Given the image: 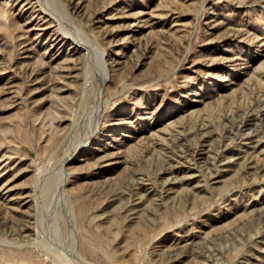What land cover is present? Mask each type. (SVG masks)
Segmentation results:
<instances>
[{"label": "rangeland", "instance_id": "rangeland-1", "mask_svg": "<svg viewBox=\"0 0 264 264\" xmlns=\"http://www.w3.org/2000/svg\"><path fill=\"white\" fill-rule=\"evenodd\" d=\"M75 252L264 264V0H0V264Z\"/></svg>", "mask_w": 264, "mask_h": 264}, {"label": "bare ground", "instance_id": "bare-ground-1", "mask_svg": "<svg viewBox=\"0 0 264 264\" xmlns=\"http://www.w3.org/2000/svg\"><path fill=\"white\" fill-rule=\"evenodd\" d=\"M78 45H79V43H78ZM82 45V47H83V49L86 51V54H91L92 55V53H94L95 52V50H94V48L91 46V45H89V44H87L85 41H81V44H80V46ZM104 82H105V76H104V78L100 81V83H99V87H98V90H97V95L98 96H101V92H102V85H104ZM97 119H96V123H97ZM95 131V128L93 129V132ZM92 134V133H91ZM89 137L88 138H90V133H89V135H88ZM72 157H73V154H70L66 159H63V161L60 163V165H59V172H60V181H59V186H58V188H57V193L55 194V192H54V197H56L57 199L59 198H62V199H66V197H65V192L63 191V185H64V181H63V171H64V168L62 167V165L64 164V162L66 163L67 161H70L71 159H72ZM65 204V203H64ZM74 247H75V245H74ZM75 248H73V250H74ZM76 251V250H75ZM77 252V251H76ZM75 252V254H76V259H77V261L80 263V264H85L82 260H81V258L79 257V255L77 254Z\"/></svg>", "mask_w": 264, "mask_h": 264}]
</instances>
